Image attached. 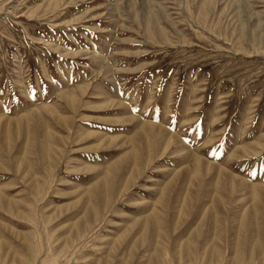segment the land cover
<instances>
[{
  "label": "rangeland",
  "instance_id": "1",
  "mask_svg": "<svg viewBox=\"0 0 264 264\" xmlns=\"http://www.w3.org/2000/svg\"><path fill=\"white\" fill-rule=\"evenodd\" d=\"M259 186L264 0H0V264H264Z\"/></svg>",
  "mask_w": 264,
  "mask_h": 264
},
{
  "label": "bare ground",
  "instance_id": "2",
  "mask_svg": "<svg viewBox=\"0 0 264 264\" xmlns=\"http://www.w3.org/2000/svg\"><path fill=\"white\" fill-rule=\"evenodd\" d=\"M134 1H132V3H133ZM141 2V1H140ZM132 3H130V4H132ZM134 4H135V2H134ZM139 5V4H138ZM129 6H131V5H129ZM142 6V5H141ZM132 8H134V7H132ZM149 8V7H148ZM142 9V8H141ZM140 8L138 9L139 11L141 10ZM150 9V8H149ZM134 10V9H133ZM142 12V11H141ZM134 13H135V10H134ZM147 14V13H146ZM142 15V14H141ZM133 16H134V14H133ZM137 16V15H136ZM145 17V16H144ZM144 19H146V18H144ZM148 21V20H147ZM147 24V23H146ZM148 25V24H147ZM83 89V88H82ZM68 96V95H67ZM68 98H70L69 96H68ZM66 100V99H65ZM68 100V99H67ZM74 100H76V99H74ZM71 101V100H70ZM75 102V101H74ZM70 103V102H69ZM69 105V104H68ZM107 105H109V104H107ZM78 108V107H77ZM77 110V109H76ZM34 113V112H33ZM35 114V113H34ZM38 114V113H37ZM32 116H34V115H32ZM31 116V117H32ZM37 117H38V115H37ZM38 118H40V116L38 117ZM71 120V119H70ZM59 121V120H58ZM57 121V122H58ZM68 121V120H67ZM67 121H62V123H61V125H64V127L65 126H67L68 124H67ZM72 121V120H71ZM31 122V121H30ZM12 123L14 124L15 122H10V123H8V125H12ZM68 123H70L69 125L70 126H72V123L71 122H68ZM37 124L39 125V123L37 122ZM7 124H6V126H8ZM16 125H18V124H16ZM20 126V125H19ZM40 126V125H39ZM160 127V126H159ZM159 127H152V130H153V132L154 131H157V133L158 134H161V132H160V128ZM67 128V127H66ZM68 129H71L70 127H68ZM76 130V129H75ZM79 130V129H78ZM144 130V129H143ZM150 130V129H149ZM77 131V130H76ZM145 131V130H144ZM162 131V130H161ZM165 131V130H164ZM163 132V131H162ZM167 132V131H166ZM46 133V132H45ZM156 133V134H157ZM45 135H47V134H45ZM135 135V134H134ZM90 136H91V134H90ZM89 136V137H90ZM44 137V136H43ZM176 137V136H175ZM144 137H142V135L141 134H137L136 136H135V140L134 139H131V140H133V141H136L137 139H138V141L137 142H139V143H144L145 144V140L143 139ZM7 139V138H6ZM147 140V139H146ZM168 140V139H167ZM175 141V140H174ZM176 141H178V140H176ZM109 142V141H108ZM111 142V141H110ZM149 142V141H148ZM133 143V142H132ZM131 143V144H132ZM150 143V142H149ZM168 143H169V141H168ZM176 144V143H175ZM143 145V144H142ZM137 146H138V144H137ZM146 146V145H145ZM133 148H135V146L133 147ZM136 150V149H135ZM134 150V151H135ZM201 165H202V163H201ZM214 166H216V165H214ZM184 168H186V167H184ZM205 168V173L207 174V173H209L210 171H212L213 173H215V176L216 177H218V178H216V179H218L219 180V185H220V187H224V185H226V186H228V188H229V190H231L232 189V187H234L235 188V186H237V187H239V188H241V187H243L245 184V182L243 181V180H241V179H239V178H236V177H233L232 175H229L228 173H226L225 171H223V170H219V169H216L215 167H213L212 165H210V166H206V167H204ZM187 170V169H186ZM201 173H203L202 171H201ZM205 173H203V174H205ZM174 174H176V173H174ZM202 174V175H203ZM204 176V175H203ZM202 176V177H203ZM187 177V172H186V174H185V172H182L181 174H180V177L178 176V173H177V176L175 175L174 176V178H175V181L176 180H178V179H182V180H184L185 178ZM195 177V176H194ZM212 177V176H211ZM190 178V177H189ZM209 178V177H208ZM215 179V180H216ZM193 180V182H196L197 184H196V188L198 189V184L200 183V181H199V178L198 177H196V178H194V179H192ZM201 180H202V178H201ZM214 183V182H213ZM211 185H214V184H211ZM226 186H225V188H226ZM219 187V186H218ZM185 188V187H184ZM225 188H222V189H225ZM183 189V187H180V190H182ZM208 189V188H207ZM217 189V188H216ZM254 190V192H261V191H264V188L263 187H256V188H254L253 189ZM192 189L190 190V189H188V191H187V195H188V197L187 198H189V200L186 198V200L185 201H191V198H192ZM196 192H197V190H196ZM221 192V191H220ZM264 193V192H263ZM262 193V194H263ZM252 195V194H251ZM259 195V194H258ZM217 197H218V195H217ZM216 197V198H217ZM219 198V197H218ZM218 198H217V200H218ZM184 199H185V197H184ZM214 199V198H213ZM177 201V200H176ZM214 201V200H213ZM183 205H182V209L185 211V208H186V205H184V203H182ZM191 205V204H190Z\"/></svg>",
  "mask_w": 264,
  "mask_h": 264
}]
</instances>
